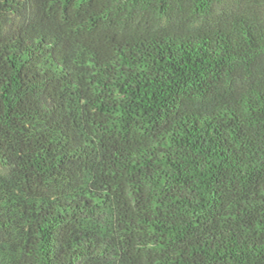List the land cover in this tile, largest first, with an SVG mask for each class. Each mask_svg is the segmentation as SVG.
I'll use <instances>...</instances> for the list:
<instances>
[{
  "label": "trees",
  "instance_id": "obj_1",
  "mask_svg": "<svg viewBox=\"0 0 264 264\" xmlns=\"http://www.w3.org/2000/svg\"><path fill=\"white\" fill-rule=\"evenodd\" d=\"M0 264H264V0H0Z\"/></svg>",
  "mask_w": 264,
  "mask_h": 264
}]
</instances>
